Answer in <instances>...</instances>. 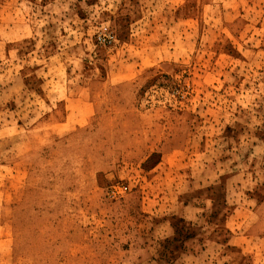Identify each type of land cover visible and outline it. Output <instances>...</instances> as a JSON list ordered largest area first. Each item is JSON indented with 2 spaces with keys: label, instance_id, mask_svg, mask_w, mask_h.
I'll return each instance as SVG.
<instances>
[{
  "label": "rangeland",
  "instance_id": "374dc122",
  "mask_svg": "<svg viewBox=\"0 0 264 264\" xmlns=\"http://www.w3.org/2000/svg\"><path fill=\"white\" fill-rule=\"evenodd\" d=\"M0 264H264V0H0Z\"/></svg>",
  "mask_w": 264,
  "mask_h": 264
}]
</instances>
